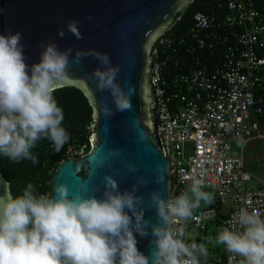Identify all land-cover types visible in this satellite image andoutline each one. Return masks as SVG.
Returning a JSON list of instances; mask_svg holds the SVG:
<instances>
[{
	"label": "clouds",
	"instance_id": "clouds-1",
	"mask_svg": "<svg viewBox=\"0 0 264 264\" xmlns=\"http://www.w3.org/2000/svg\"><path fill=\"white\" fill-rule=\"evenodd\" d=\"M68 28L77 39L82 38L75 21L69 22ZM21 40L19 32L0 35V154L13 162L27 159L36 164L38 157L30 150L38 140L49 139L59 152L70 138L61 126L63 110L53 92L67 77L72 52L49 43L39 62L29 66ZM88 55L103 66L92 73L97 90L109 93L117 111H130V94L116 83L119 66L111 65L108 55L99 52H77L75 63ZM104 110L112 114L107 103ZM130 170L135 168L130 166ZM204 174L201 168L200 175ZM103 179L104 192L99 199H69L63 183L55 186V196L37 195L28 184L18 197H0V264H200L199 258L207 256L204 243H186L184 228L172 227L174 222L198 219L193 212L201 202H213V193L202 190L203 179H192L187 191L174 199L165 200L159 190L149 193L156 212L150 232L144 198L135 194L137 185L121 192L117 181L109 176ZM146 183L138 178L137 184ZM262 215L258 209L240 208L235 222L239 227H223L215 243L243 257L240 264H264ZM134 233L153 237L150 256L138 250Z\"/></svg>",
	"mask_w": 264,
	"mask_h": 264
},
{
	"label": "water",
	"instance_id": "water-1",
	"mask_svg": "<svg viewBox=\"0 0 264 264\" xmlns=\"http://www.w3.org/2000/svg\"><path fill=\"white\" fill-rule=\"evenodd\" d=\"M193 0H0V35L19 32L26 63H38L44 46L71 49L67 77L57 85L80 91L89 106L91 132L87 153L65 158L58 164L47 194L55 196L57 184L67 185L68 196L102 197L104 177L117 181L121 192L137 185L144 198L145 219L156 223L149 193L159 190L167 200L171 193L172 161L164 156L159 141L157 97L151 80V48L182 17ZM77 23L81 39L69 31ZM63 32V36L60 33ZM77 52L106 53L119 66L116 83L130 94V111H117L107 91L97 90L92 73L103 66L88 55L75 63ZM107 103L112 114H106ZM130 166L135 171L130 170ZM138 178L147 181L137 184ZM159 181V182H157ZM98 189V190H97ZM11 195L0 172V197ZM137 248L150 256L151 235L134 233ZM151 264V262H150Z\"/></svg>",
	"mask_w": 264,
	"mask_h": 264
},
{
	"label": "built area",
	"instance_id": "built-area-1",
	"mask_svg": "<svg viewBox=\"0 0 264 264\" xmlns=\"http://www.w3.org/2000/svg\"><path fill=\"white\" fill-rule=\"evenodd\" d=\"M197 51L201 56L192 61L181 59V53ZM207 53L214 56L212 62L204 60ZM150 57L157 133L164 156L172 161L170 198L187 191L192 179H203L204 188L214 189L220 207L196 210L198 219L174 222L172 227H183L189 243L190 230H203L208 223L238 228L236 213L242 207L264 214V186L245 188L253 175L242 155L250 141H264V11L252 0H225L220 18L194 14L184 38L161 36ZM236 142L241 144L239 155L232 153ZM84 154L85 146L64 159ZM242 260L224 246L219 260L200 259V264Z\"/></svg>",
	"mask_w": 264,
	"mask_h": 264
},
{
	"label": "trees",
	"instance_id": "trees-1",
	"mask_svg": "<svg viewBox=\"0 0 264 264\" xmlns=\"http://www.w3.org/2000/svg\"><path fill=\"white\" fill-rule=\"evenodd\" d=\"M252 1L258 10L264 11V0ZM223 4H225V0H193L180 20L165 36L175 39L184 38L192 26L194 14L203 13L220 18L223 12ZM181 56V59L190 62L201 56V54L197 51L193 54L181 53ZM203 57L207 62H212L214 59V56L209 55V53L203 55ZM53 96L57 105L63 110L64 119L61 126L66 130L70 138L59 152L54 150V146L49 139L42 138L38 140L35 147L30 150L38 157L39 162L36 164L27 159H21L18 163L13 162L8 157L0 154V172L9 183L10 193L13 198L22 195L28 184L34 186L35 194H47V188L52 176L64 156L69 151H77L83 146H85V153H87L86 140L91 132L88 104L80 91L72 86L56 89L53 92ZM214 207L218 211L220 210L217 203ZM214 224L220 225L219 222Z\"/></svg>",
	"mask_w": 264,
	"mask_h": 264
},
{
	"label": "rangeland",
	"instance_id": "rangeland-1",
	"mask_svg": "<svg viewBox=\"0 0 264 264\" xmlns=\"http://www.w3.org/2000/svg\"><path fill=\"white\" fill-rule=\"evenodd\" d=\"M240 143L232 144V153L233 155H239L240 152ZM243 160L245 163L246 169L253 175L252 179L245 184L247 190H258L264 186V141L263 140H252L246 145L243 149ZM205 192L213 193L214 200L211 204H204L201 202L199 209L208 208L215 206L217 203V196L214 189L212 188H203ZM195 210V211H196ZM221 228L214 223H208L203 230L194 231L190 230L189 232V243L195 242L197 244L204 243L207 247L208 254L207 256H201L200 259L206 261H217L220 259L223 251L224 245L216 244L215 238L219 234ZM197 236L198 239L195 240L194 237ZM211 237V241H208V238Z\"/></svg>",
	"mask_w": 264,
	"mask_h": 264
},
{
	"label": "crops",
	"instance_id": "crops-1",
	"mask_svg": "<svg viewBox=\"0 0 264 264\" xmlns=\"http://www.w3.org/2000/svg\"><path fill=\"white\" fill-rule=\"evenodd\" d=\"M243 155V154H242Z\"/></svg>",
	"mask_w": 264,
	"mask_h": 264
}]
</instances>
